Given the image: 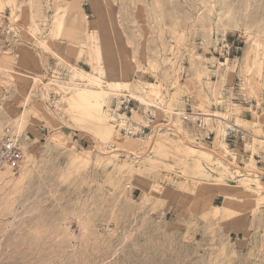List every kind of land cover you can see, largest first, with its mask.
<instances>
[{
    "label": "rangeland",
    "instance_id": "obj_1",
    "mask_svg": "<svg viewBox=\"0 0 264 264\" xmlns=\"http://www.w3.org/2000/svg\"><path fill=\"white\" fill-rule=\"evenodd\" d=\"M58 4L72 31L52 38ZM117 45L131 83L159 88L148 104L131 87L110 96L109 142L58 84H88L77 69L104 81ZM0 54V135L24 153L19 183L0 169V264H264V141L243 152L214 121L197 127L212 112L264 136L252 126L264 120V0H0ZM129 125L145 127L141 147L125 142H142ZM158 137L169 143L147 156ZM217 180L242 192L226 198Z\"/></svg>",
    "mask_w": 264,
    "mask_h": 264
},
{
    "label": "bare ground",
    "instance_id": "obj_2",
    "mask_svg": "<svg viewBox=\"0 0 264 264\" xmlns=\"http://www.w3.org/2000/svg\"><path fill=\"white\" fill-rule=\"evenodd\" d=\"M65 12H66V5L65 6H59V4H58V15H59V18L56 20V23L54 24V26L51 29V37L52 38H57L59 36L67 35L70 31H72V26L66 24V21L64 19ZM82 17H86V14H83ZM72 23L74 24V22H72ZM96 34L97 33L94 32L92 34H89L88 37H90L92 39V36H95ZM252 44L254 46H256V42L250 43L249 46L246 47V52L247 53H249L250 50L252 49ZM115 51L119 52V54H117V56H116L117 58L116 57L112 58V62L110 64H108L109 71L105 72L107 77H106V79L104 81H102V80L99 81L100 80L99 77L95 76V77H97L99 79L98 80L97 78L94 77V74H92L89 71H86V70H83V69H77V73L81 77L86 78L88 80V82H89L88 84H84L83 86H77V85L70 86V85L58 84L60 87H65L67 89H72L74 94L70 97V99H72V101H74V103L77 106L81 105L82 108H83V112H85L86 114L94 117V119L96 120V124L98 125V130H97L98 134L102 138L108 139L109 142L110 141L111 142L112 141L117 142L118 141L117 140L118 139L117 135L119 133V132H117V128L115 126L116 123L118 125V122L114 121V118L110 115V113H108V110L105 108L106 104L108 103V100H109L110 96L111 95H115V96L120 95L121 96V95L124 94V92L127 91V87L128 88L131 87V90H133V92H131L129 95H131L133 98H135L137 101H140L141 103L148 104L149 101H147V99L151 95H153V93L156 92L158 90V88H159V86L157 84L153 83L154 81L153 82H144V84L142 86H139V85H137L135 83H131V80H130L131 69L133 68L132 66H134V65H132V63H130L129 65L125 64V58L122 56V53H120V52H123V50H122V48L119 45H117ZM25 52H26L25 50L20 51L19 56L22 57V58H25L26 57ZM74 52H75V48L72 47L71 48V54H74ZM0 57H5L6 58V57H8V55L3 56V54H0ZM261 64H262V57L259 56V57L256 58L255 62L253 63V67L255 68V70L258 73L260 72V70L262 68ZM125 65H126V67L123 68ZM104 66H107V60L103 58V62H99V64L96 67V70L100 71V72H103L104 71ZM134 90L136 92H134ZM116 114H117V112H116ZM202 115H203L205 121L208 118L209 121H214L215 122V128H216L217 137L220 136V135L224 136L225 130L224 129L222 130V127H221L220 123H222V122L226 123V120L224 118V117H226L225 116L226 114L221 116L220 114L218 115L217 113H212V112L208 113L207 112L206 114H202ZM118 116H119V114H118ZM125 117H126V115H125ZM237 119H238V122H246V121H248V120H244L242 118H237ZM262 121L264 122V120H262V118H261V119L258 120V123L254 122L252 126L257 128L261 124H263ZM119 124H121L120 121H119ZM235 124L238 125L236 122H235ZM257 132H258L257 135H253L252 134L253 144H254V142L262 143L264 141V136H262V134H260V131H257ZM156 139L157 140L155 141V143H154V140L152 141L151 144L149 143L150 146H148V147L151 148V145H152L151 151L147 155L149 157H151L153 155L154 146H157L156 147L157 149H162V147H166V144L169 143L168 142L169 140L167 138H165V137H158ZM125 142L128 143V145L131 147L130 149H134L137 146L141 147L143 145V140H142V142H140V141H138V139L135 140L133 138H130L129 140H127ZM218 145H219L218 146L219 150L223 154L224 153H229L231 155V157H236L237 156V153H238L237 151L238 150L236 148H226V143L223 142V141L219 142ZM252 149H254L253 146H252ZM188 151L194 157L196 155L198 156V154H202V155H205V156H209L210 155L207 152H204V151L196 149V148H191V147L188 148ZM17 173L15 174V176H16L15 180H16V182L19 183V181L22 180L24 173L22 171H20L18 174ZM1 175H3V174H1ZM216 182H220L221 190L225 194L226 198H230V197L234 196L236 193L242 192L240 190L241 189L240 184L239 185L238 184H234V185L230 184L229 185V184L224 183L222 180H217ZM259 183L263 185L264 181H260ZM213 185H214V183H213ZM257 194H258V198L259 199L264 197V195L262 193H260V194L257 193ZM208 196H210V194H208ZM202 198L203 199L207 198L208 202H211V196L210 197H206V195L204 194L202 196ZM213 207L216 208V209L221 208V206H219V205H213Z\"/></svg>",
    "mask_w": 264,
    "mask_h": 264
},
{
    "label": "built area",
    "instance_id": "obj_3",
    "mask_svg": "<svg viewBox=\"0 0 264 264\" xmlns=\"http://www.w3.org/2000/svg\"><path fill=\"white\" fill-rule=\"evenodd\" d=\"M240 84L243 85V82L241 80L237 81L236 86L233 89L237 90ZM242 102L244 104H247L252 109H256L260 105V102L258 103V101L254 99H243ZM187 114L188 113H185V118L188 117ZM203 119L204 117L202 114H197V127L203 128ZM125 131L128 133L137 134L139 139L143 141L147 137V133H145V127L136 128L132 125H129L127 127V130ZM224 139H226L229 144L237 143L238 145H241L239 149L243 152L247 151V148L253 146L252 134H250L248 131L241 129V127L239 125H236L235 122L226 123ZM23 161L24 153L21 148L20 140L15 135H13V133L8 128L4 129L0 135V169H6L11 173H16L20 170Z\"/></svg>",
    "mask_w": 264,
    "mask_h": 264
}]
</instances>
